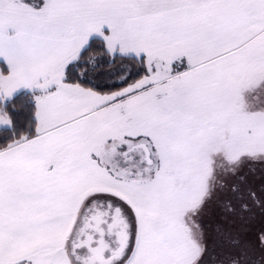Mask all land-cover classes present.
I'll use <instances>...</instances> for the list:
<instances>
[{
  "label": "snow or ice",
  "instance_id": "snow-or-ice-1",
  "mask_svg": "<svg viewBox=\"0 0 264 264\" xmlns=\"http://www.w3.org/2000/svg\"><path fill=\"white\" fill-rule=\"evenodd\" d=\"M0 264H264V0H0Z\"/></svg>",
  "mask_w": 264,
  "mask_h": 264
}]
</instances>
